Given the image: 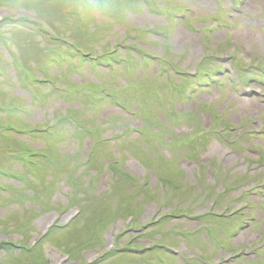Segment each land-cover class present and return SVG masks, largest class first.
I'll list each match as a JSON object with an SVG mask.
<instances>
[{"label": "rangeland", "instance_id": "374dc122", "mask_svg": "<svg viewBox=\"0 0 264 264\" xmlns=\"http://www.w3.org/2000/svg\"><path fill=\"white\" fill-rule=\"evenodd\" d=\"M22 1L24 2V6H25L24 9L20 7ZM31 1L33 0H19L18 2L13 0L15 4H14V9L12 10H18V11L19 10L24 11L26 9L31 10L33 8L32 5L29 4ZM104 1L105 0H103L102 2ZM146 1H147L148 7L158 10V13L154 11H153L154 13L148 12V11L146 12L145 10L146 5L141 0H107L105 2L107 3L108 6H105L103 8L101 6H104V4H100L101 5L100 6L99 4H95L94 0H70L71 3H66V5L65 3L62 2V0H36L35 2H33V5L36 6L39 10L43 11V13H39V12L37 13V11L35 10L31 12H34L33 15L35 16L37 14L41 15L43 18L41 25L45 27L47 30L54 31V33H57L60 30L59 28H63V30H66L67 28L72 31L75 30L74 36L76 40L80 43L81 42L84 43V38L79 35L78 30L75 27V24H72L73 23L72 20H70V22H67V20H69L71 17L74 16L73 14L74 9L79 10L83 15L85 14V18L88 17L90 12H92L95 16V20L99 22V25L103 24V27L97 30V32L102 33L101 35L102 39L95 40L93 44L98 48L97 50L100 49V51H103V52H104L103 47H106L111 43L115 44L120 39V36L121 34H123L124 30H127V29L132 30L133 25H135V26H138L136 28V33L138 34V28L144 29L147 27V25L153 23L151 27L154 28L157 26H161L159 31L164 32V33L167 32L166 34L168 35V38H163L161 34L147 33V35L152 38L150 42H147V41L145 42L139 37L137 41L140 42V44H155V45L156 44H174V47L176 49L177 47H180L178 48L179 50L182 49L181 55H185L188 49H192L190 52H188L185 55L186 57L185 64L188 60L187 64L185 65V68L188 69L186 71L192 72L194 69V66L193 68L191 67L188 68L187 66L190 65V63H192L194 60L200 59L197 57L194 58V56H197L198 53L202 50L203 46L201 44L200 36L205 37V35H202L203 33L199 35L195 31V29H198V27H200L202 24H198L192 21L191 18H195L196 17L195 14L199 12H200V15L210 14L212 12V11L210 12V9H215V7L211 5L212 0H164V1L159 0L160 2L163 1L160 7L157 5V0H146ZM206 4L208 5L207 7L205 6ZM4 5L7 6L6 4ZM119 5H120L119 10L125 9L124 12L122 13L123 17L121 18V19H125V22L121 19H120L121 21L118 20L119 12L117 10H118ZM244 5L248 8H251L257 11L256 2L248 3ZM180 12H185L186 17L184 20L177 17V14ZM173 13H175L174 16H173ZM89 19H90V16L88 17V20ZM164 19H166V22L164 21ZM16 23H18L19 25H22L21 29L10 28L9 24L4 25L2 28H0V35L3 36L4 38L3 39L0 36V41L2 43H3V40L5 43L7 41L8 44L12 46V49H13L12 53L15 57H17V60H18V61H15L14 64L17 65L18 62H20L21 64V66L20 64H18V66H20L18 67V69H16L13 66L14 64L12 65L11 62H9L7 65L2 63V66H0V68L3 70V73H4L2 77H0V86H5L7 79L12 80L11 72L13 73V70H15L14 74H17L18 71L20 73L17 75V80L12 83V86L10 87V91H9V88L7 87L8 88L7 94L6 95L0 94V98L4 101V98L8 97V100H11L10 103L8 104L9 107L16 106V109L13 111V115L16 116V114H19V116L23 115V117L21 118L23 119L25 118V120L21 122L19 121V119L17 120V118L15 117V120H14L15 122H18L20 124L22 123L24 124L25 122L37 123L38 121H41L43 119H50L51 117L59 113V111H62L64 106H66L62 102L54 101L62 97V92L54 90L52 88L50 89L48 87V83L33 84L31 79L29 81L30 85L25 83V82H28L26 81L27 78H30L33 74H36L35 71L36 69L39 68V67L37 68V64H35V60H33L32 57L35 58L36 60H40L43 66H45L46 63L50 60L51 55L54 59L59 60V56L55 55V53H52V51H54L56 48L52 47L53 45H51V42H55L54 46H57L58 40L51 39L49 35L48 36L42 35L43 37L41 36V39L38 42L39 31L37 30V28L32 22L28 21L27 19H23V21L19 19V20H16ZM256 23L258 25L261 24L260 21H256ZM86 25L87 27H90L91 22L90 21L87 22ZM255 27H256L255 22H253L252 24L240 22L239 25H235L233 29H229L228 31H225V30L218 31V33L224 34V33L229 32V34L231 33V36L239 38L240 41L246 37L248 39L249 38L255 39V37L252 34L248 33V32H255V29H254ZM83 29L85 31L87 30L85 27H83ZM68 33L64 32L63 35L68 34ZM11 35L18 37L21 44L24 43L27 46L26 47L18 46V44L13 42L14 39ZM70 35L73 36V34H70ZM111 35L113 36L112 41L109 40V37ZM217 37H218V34L216 35V38ZM197 45L199 47H197ZM32 46L34 47L33 53H31ZM69 49L72 50V48H69ZM258 53H260V44L256 43L254 54H258ZM70 57L68 56L66 57L65 60L67 61L64 62L65 65H67V62L69 61ZM174 58L175 56L173 55V59ZM209 59L210 57L205 58V60H209ZM202 61L203 60H200V62ZM71 63L73 64V62ZM64 68H68V67L62 66V68L60 69V68L55 67L54 65H51L50 68L47 70L46 74L58 72L56 73V75L61 80V82L71 83L70 87H72L74 86L73 82L75 79H77L78 75L75 74L73 71H69L68 69H64ZM96 69L98 70L99 74L102 77L104 76V72H107V70L102 66H96ZM83 71L85 72L84 74H86L85 76L87 78H91V75L89 72L85 71L84 69ZM151 74L152 73H150V71L145 72V75H144L145 83L148 81H151ZM129 76H130L129 77L130 81H133L134 77H132V73H130ZM83 79L84 78H81L80 80H83ZM218 81L219 83L222 82L221 77L219 76H218ZM207 82H208L207 83L208 85L205 86L204 92H201L200 90L195 92V95H197L198 100H202L203 102L207 104H211L213 105L214 108L218 110H223L226 113L227 117L229 118H234L235 112L239 113L237 111L238 108L241 113H243V111L249 110L248 106L242 104L241 99H238L236 95H234L232 92L229 93L227 91L228 93H226L225 91L222 90L223 88L227 90L225 85L229 88V85H230L229 80L228 81L224 80V82H222L223 85L211 83L209 81ZM28 89L32 90V92H30ZM10 92L14 95L12 96V99L9 95ZM129 92H130L131 97H129L128 100L122 99L124 103L126 104V106L129 105L130 108H140V113L137 117L143 120V122H145L148 125L152 124L151 120L149 119V116L152 114L151 108L146 106L147 104L144 102L145 98H139L138 96L135 97L134 95L136 93L133 87H130ZM30 95L33 96L32 99H33V102H35L34 104L31 103ZM167 95H170V92ZM82 96L83 97H77V98H75L76 96L71 97V100L73 101L70 104L76 105L82 108L84 111H86L87 107H90L94 115L92 116L88 115V116L90 118H93L94 120L93 123L104 119L105 120L104 126H107L106 132L114 131L112 129L114 127V124L118 121L120 122L123 119L122 116L128 117L125 114H123L120 111V108H118L113 103H106L105 105H103L105 106L103 109L98 110L97 106L90 105L87 103L84 94ZM81 101L83 102L86 101L84 107L81 104ZM182 102H185V101H182ZM189 105L192 109H197L198 107L197 104L193 102H190ZM21 107L29 108V110L27 111V114H22L19 112ZM177 109L181 111L182 106L180 104H177ZM250 109L253 112H257L259 110L258 107H253V106L250 107ZM192 113L194 114V112ZM39 115H41L40 119H38ZM239 115H240L239 121L241 122L242 117L244 115L240 113ZM3 116L6 117V115H3ZM161 116L162 118L165 117L164 115H161ZM112 118H113V121H111ZM131 123L132 122L130 121L128 122V124H131ZM61 127L63 129V134L67 135V139L66 137H62L63 135L62 134L59 137V139H61L59 143H52L49 140H45L46 143H44L43 146L49 149L50 151L51 150L54 151L56 149L54 153H56L59 156V160L61 161V166L62 168H64L62 170V174H63L64 171L68 169L69 166L70 168H72L71 162L72 160L75 161L76 158L78 159L79 156H77L76 153L81 150V147L85 148L86 150L90 142L84 141V140L82 141V139H79V140L74 139L73 141H70L69 139L72 136L76 135L78 131H72L66 125L64 127L63 126ZM179 127H180L179 134L185 135V132H187L188 129L185 130L186 127H182L181 125ZM133 136L134 135H132V137ZM148 140H152V139L149 138ZM33 143L39 146L42 144V140L40 138H37L34 140ZM69 146H72L75 148V153L72 151V148ZM17 148H20V146H17ZM222 150H219L218 152L220 155L222 153ZM112 151H114V154H112ZM159 152L161 153L162 149H159ZM99 154L101 155L102 162L106 161L107 159L112 158L113 155L114 156L116 155L115 150L113 149L112 145L111 146L106 145L104 148L101 147V149L99 150ZM230 155L237 156L233 159L234 160L238 159V161L233 165L231 164V160L228 161L230 162V163L227 162L228 167L234 166L237 169L245 168V166L243 165V162L240 161V159L243 156L248 157L247 155H242V156L233 155V154H230ZM250 156L256 157L257 155L252 153L250 154ZM209 157H210V154L208 153L204 154L205 159H208ZM137 163L140 165L139 162ZM122 165L126 168L125 159L122 160ZM179 165L183 167L184 169H186L190 165V163L189 162L179 163ZM161 166H165V168H167V167H174L175 164L173 162L167 161L163 163ZM194 169L190 168L189 170H192V172L194 173ZM80 170L81 169H77V171H80ZM99 170L100 169H95V171H99ZM142 171L135 170L134 173L136 174L135 175L136 177L138 175L139 181H141L144 184L145 179L141 178ZM146 173L149 175V172H146ZM168 174L171 175L169 172ZM104 176L105 174H103L101 171L96 172L95 180H94L95 185H96L94 187L95 190L102 189L103 188L102 184H107V183L109 186L115 185L117 190H122V191H118L117 193H115L116 196H114L113 198L108 199L107 204L109 208H112L113 212H115L117 209L123 216L127 214H134L137 220L139 221L146 219L147 216L144 217V215L146 214V211H148L149 206L152 207V203L148 202L147 204L142 205L141 204L142 201L140 200L141 198L140 192H143V194L149 193L148 189H151L152 192L154 193L160 192V186H158V181L152 178L150 183L149 181L146 182V184L143 186V189H140L138 191V189L135 186L131 185L128 182H124V183L117 185L116 183L117 179H111L109 182H106L104 178L100 179V177H104ZM206 176L209 180H212V177L209 174H207ZM61 177L62 175L60 174H57V173L51 174V171H49L48 169L41 168L40 170L37 171L36 175L29 177L26 183V187H23V184H19L18 185L19 188L14 189L13 191L11 190L12 194H10L11 191L6 194L4 192H0V196L4 194L3 198L0 197V204H4L3 206H5L3 209L7 208V211H8L9 209H13V208L18 209L17 207H19L20 211L15 212L12 223H14L15 225L17 224V227H19V230L17 231L18 234L16 236H18L25 244L28 243L32 238H34L36 234L40 233L41 228L38 226L39 221L47 217L48 214H53L54 211H56L58 208L63 206V204L66 202L65 199L62 198V196H60V194L58 193L59 189L64 188L61 182ZM148 177L149 176H147V178ZM187 177H189L188 179H190L189 174L186 172L185 177H183L181 180L185 181ZM215 178H216L217 186H219L223 182V179L220 178L219 176L218 177L215 176ZM85 180H87V177H83L81 182H79L78 184L83 183V181ZM204 183H205V180H204ZM202 186H203V182H201L200 180L196 181V187L201 188ZM29 187L33 188L34 193H31ZM122 188H124L128 193L131 190H137V192L135 193L134 196H132L133 198H130L126 194V191L123 190ZM172 191H166L165 193L166 196L168 193L172 194ZM194 191H195V187L193 189V192ZM174 192L176 193V191ZM24 195H28L29 199H26ZM189 196L190 194L186 193V197H189ZM80 198H84V197L82 196ZM33 199H37L38 202H33ZM188 200L189 199H187V201ZM116 201L119 202V205L115 203ZM38 203H40L43 206L44 211H39L38 209L33 208V205L36 206V204ZM48 203H49V206L47 205ZM24 205H27V209L31 208V211L25 210L24 212L23 211ZM74 205L81 207V210L76 216L78 218L75 222L76 225H78V229L75 232L74 230L72 231L70 229H65L64 231H59L58 233L55 231L56 233L55 232L52 233L48 239L42 240L43 244H45L43 248L39 249L38 252L35 250L32 254H30V257L28 258L27 261H25L24 264H48L49 263L48 262L49 253L50 254L55 253L54 249L51 248L50 244H54L56 247H61L62 250H64L63 252H69L71 254V257L69 259V261L71 262L70 264H72L74 261L77 262L78 264H82L83 262L87 260L89 261V257L86 256V254L92 252L93 250L91 251V249L98 250L100 248L99 247L100 243L97 244V242L95 241L98 239H94L93 238L94 236H91V235L99 232L97 234V237L106 241V236L103 235V233L106 232L107 227L104 230L103 226L99 224L98 222V217L100 221H101V217L105 219L107 215H111V210L107 211L105 207L95 202L93 205L91 201L89 202V204H87L86 200H83V199H79L77 200V202L74 200ZM181 205L184 208L186 207L185 203H182ZM51 209H54V210H51ZM95 211H96V214L98 215L96 218L94 216L92 217ZM4 212L5 211L0 208V214H5ZM215 219L216 218H213V220ZM89 221H90V225H85L83 227H80L83 225V223H87ZM172 221H175V219H172ZM28 222H30L31 224H29ZM190 223L191 222H188L187 224L189 225ZM173 225L182 226L183 224L179 225L178 223H175ZM20 227H22V229ZM167 228L169 229V232L173 233V229L169 228L168 225H165V229ZM225 228H226L225 222L219 223V225L216 226V229L219 231L216 233L209 231L207 234V240L212 242V241H215L221 238L231 237L232 235L231 232L223 231ZM148 230L153 232L152 229H148ZM157 233L159 234V236L157 237L159 238V240H161L164 237L163 231L161 230V231H158ZM123 236H124L122 239L123 241L119 242L121 244H116V246L129 245L128 235H123ZM145 237L146 235L144 234L142 237H140V239L145 238ZM244 237H245L244 242H246V241H249V238L255 237V235L249 234L248 236H246V233H245ZM46 245L49 246L47 248H50L52 250L49 253L46 252V248H45ZM169 245H170V248L176 247L177 246L176 240L169 239ZM195 247H196L195 250L202 249L200 245H195ZM20 252H23V250H20ZM219 252H220V248H218V250L216 251L215 256H218ZM157 253L162 254L165 260L164 262H161L160 260L158 262H151V261L137 262L134 259L130 260L127 256H122L121 258L120 256H115L114 258H111V259L103 260L101 262H96V264H99V263L100 264L102 263L118 264V262H123V264H180L177 257L172 255L168 251L167 252L157 251ZM137 257L139 258V256ZM145 258L146 257H144V259ZM24 259L25 257L23 258L20 256H16L15 253H13L12 256L9 255L7 257H3V255L1 254L0 264H5L6 262L7 264H22ZM119 259L121 260L117 261ZM252 261L253 263H257L258 260L257 258H252ZM197 264H200V263L198 262ZM208 264H211V263L208 262Z\"/></svg>", "mask_w": 264, "mask_h": 264}, {"label": "bare ground", "instance_id": "6f19581e", "mask_svg": "<svg viewBox=\"0 0 264 264\" xmlns=\"http://www.w3.org/2000/svg\"><path fill=\"white\" fill-rule=\"evenodd\" d=\"M129 167H130L131 169L140 170L139 166H138L134 161H131V162L129 163ZM50 218H51V217H49V218H45L43 221H41L40 228H42L43 225H44V224H45ZM54 259H55V258H54Z\"/></svg>", "mask_w": 264, "mask_h": 264}]
</instances>
